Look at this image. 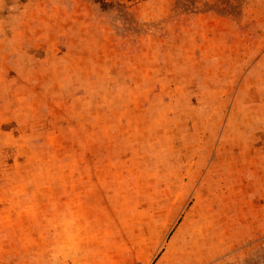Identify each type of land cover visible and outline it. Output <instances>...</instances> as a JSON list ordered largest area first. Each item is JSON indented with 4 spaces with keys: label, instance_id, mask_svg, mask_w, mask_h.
Instances as JSON below:
<instances>
[{
    "label": "rangeland",
    "instance_id": "obj_1",
    "mask_svg": "<svg viewBox=\"0 0 264 264\" xmlns=\"http://www.w3.org/2000/svg\"><path fill=\"white\" fill-rule=\"evenodd\" d=\"M0 264H264V0H0Z\"/></svg>",
    "mask_w": 264,
    "mask_h": 264
}]
</instances>
